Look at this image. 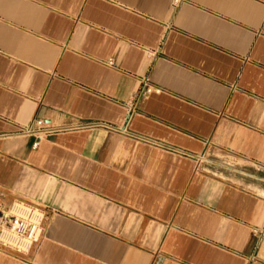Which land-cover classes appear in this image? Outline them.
Segmentation results:
<instances>
[{
  "label": "crops",
  "instance_id": "1",
  "mask_svg": "<svg viewBox=\"0 0 264 264\" xmlns=\"http://www.w3.org/2000/svg\"><path fill=\"white\" fill-rule=\"evenodd\" d=\"M13 200L36 264H264V0H0Z\"/></svg>",
  "mask_w": 264,
  "mask_h": 264
},
{
  "label": "built area",
  "instance_id": "2",
  "mask_svg": "<svg viewBox=\"0 0 264 264\" xmlns=\"http://www.w3.org/2000/svg\"><path fill=\"white\" fill-rule=\"evenodd\" d=\"M49 131L45 121L37 119L22 132L41 139ZM38 145L39 141L34 146ZM46 215L41 207L18 200L0 211V253L24 257L23 264H36L32 252L41 243Z\"/></svg>",
  "mask_w": 264,
  "mask_h": 264
},
{
  "label": "rangeland",
  "instance_id": "3",
  "mask_svg": "<svg viewBox=\"0 0 264 264\" xmlns=\"http://www.w3.org/2000/svg\"><path fill=\"white\" fill-rule=\"evenodd\" d=\"M16 200H13V201H9L10 204H12L13 202H15ZM40 207V206H39ZM47 215H46V218L44 220V224H43V229H42V238H41V241L43 240V235H44V232L46 230V226H47Z\"/></svg>",
  "mask_w": 264,
  "mask_h": 264
}]
</instances>
